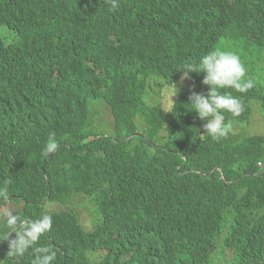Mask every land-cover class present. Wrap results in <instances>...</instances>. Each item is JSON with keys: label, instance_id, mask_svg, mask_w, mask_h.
Listing matches in <instances>:
<instances>
[{"label": "trees", "instance_id": "16d2710c", "mask_svg": "<svg viewBox=\"0 0 264 264\" xmlns=\"http://www.w3.org/2000/svg\"><path fill=\"white\" fill-rule=\"evenodd\" d=\"M115 2L113 9L110 0H0V142H14L8 126L11 108L22 117L25 130L42 131L43 124L55 118L59 136L70 146H61L59 156L47 163L32 153L17 162L21 183H15L11 195L37 201L29 212L35 219L18 229L21 210L10 215L16 217L14 225L0 214V264H38L51 252L56 255L50 264H91L89 252L98 240L112 249L100 264H124L119 247L129 249L161 228L136 218L138 213L178 209L182 203L215 205V214L228 203L237 204L242 217L235 238L243 246L250 238L251 247L238 248L227 240L224 246L234 251V264H264V176L241 202L220 179L233 158L225 146L234 147L239 137L234 124L229 139L222 141L225 146L200 124L192 141L199 140L195 156L187 161L177 155L182 146L169 142L167 154L153 157L159 174L151 179H139L120 165L109 170L119 153L145 140H124L133 133L157 138L165 127L168 137L188 133H178L173 115L149 103L162 79L177 81L182 75L184 70L178 69L183 68V57L190 56L184 54L187 46L196 52L192 61L211 50L239 54L246 65L245 81L254 82L247 92L235 91L247 108L243 116L251 115L254 106L264 110V0ZM129 4L143 17L163 13L175 24L183 23L182 32L189 37L182 35L164 47L151 43L147 35L129 34L124 29L129 13L123 10ZM151 76V84L144 81ZM101 113H110L111 134L98 122ZM249 142L259 148L264 138ZM108 183L120 187L110 190L105 188ZM34 185L35 190L26 192ZM75 195L88 196L90 204L82 211H55L54 202L69 204ZM6 202L5 195L0 196V206ZM45 218L50 227L23 254L14 251L26 230ZM216 246L212 234L207 252ZM133 260L145 264L140 257Z\"/></svg>", "mask_w": 264, "mask_h": 264}, {"label": "clouds", "instance_id": "9594fccd", "mask_svg": "<svg viewBox=\"0 0 264 264\" xmlns=\"http://www.w3.org/2000/svg\"><path fill=\"white\" fill-rule=\"evenodd\" d=\"M110 2L112 8L115 9L117 7L115 0H110ZM178 7L185 8L180 3H178ZM123 10L129 13L124 23V29L131 35H147L151 43L164 47H169L174 41L181 39L182 35L185 39L189 37L182 32L183 23L175 24L163 13L153 14L150 18H146L133 10L130 4L124 6ZM184 54L190 56H184L182 59L183 68L178 69L179 71L184 70L182 75L177 81L162 79L160 91L151 93L153 99L149 103L155 104L173 115L178 133L184 131H188V133H179V138L168 137L166 136L167 127H165L157 138H147L140 132L129 135L124 140L140 136L145 140L119 153L115 160L109 164L110 173L120 165L139 179H151L159 174V170L153 165V157L157 153L167 154L170 151V148L167 147L169 142L182 146L177 151V155L187 161L189 157L195 156L194 144L199 140L193 143L192 141L198 135L197 127L200 124L203 125L205 132L210 135L213 141L223 146L225 145L222 141L230 137V124H234L235 128L239 130V137H237L234 147L225 146L233 151V158L229 171L225 174L222 173L220 179L227 185L231 194L238 196L241 202L245 193L254 192L255 185L261 182L262 176H264L263 161L251 162L258 159L260 154L264 155V142H261V146L255 149L249 142L252 138H264V134L257 131L250 133L247 130L253 128L254 114H261L264 117V110L262 109L261 112L252 111L251 115L243 116L247 108L243 107L239 99L235 97V91L247 92L254 86V82L251 79L245 81L246 65L240 55L233 51L211 50L203 56H196L195 61H192L191 55H196V52L187 46ZM154 79L151 76L144 81L151 84ZM168 94L171 95V100L165 108L162 103ZM98 109L103 112L102 107L99 106ZM239 121L245 122L247 127ZM98 122L103 123L102 128L107 134L114 131V127L111 126L110 113H101ZM8 126L12 130L14 142H0V196L5 195L7 199L6 204L0 206V214L4 219L8 217L9 225H14L16 217H10V215L21 210L19 229L28 221H34L35 218L30 217L29 212L31 206L35 205L37 201L29 203L21 195H11L15 183H21L17 162L23 159L27 153H32L36 158L47 163L59 156L61 146H70L59 136L55 118H51L49 122L43 124L42 131L40 128L25 130L22 117L10 108ZM53 128L57 129L50 134H45ZM200 141H204L203 135ZM244 161L243 170L238 167V164ZM35 187V185L28 187L26 192L35 190ZM119 187L120 183H108L105 188L112 190L119 189ZM15 198L17 200L13 201ZM54 203L57 212L76 210L66 203ZM13 206L16 207L11 209ZM213 211H215V205L207 207L191 203H182L181 208L178 209L141 210L136 218H147L161 228L151 237H145L144 241L129 249H126L125 246L119 247V253L124 255V264H134L133 259L139 257L145 264H234V251L226 248L224 241L227 240L238 248L243 246V243L235 238L242 217L241 210L237 204L228 203L221 208L219 214H215ZM221 220H224L222 225H220ZM49 227L50 221L47 218L33 224L26 230L24 236L18 239L14 251L23 254L38 239L40 233ZM212 234L217 236V246L215 250L207 252L208 240ZM251 241L249 238L242 249H249ZM113 248L116 247L113 246ZM111 250L107 242L95 241L93 249L89 252L91 264H100L104 258L110 255ZM44 251L48 252L47 249ZM55 255V252L44 255L38 264H50Z\"/></svg>", "mask_w": 264, "mask_h": 264}, {"label": "rangeland", "instance_id": "374dc122", "mask_svg": "<svg viewBox=\"0 0 264 264\" xmlns=\"http://www.w3.org/2000/svg\"><path fill=\"white\" fill-rule=\"evenodd\" d=\"M170 100H171V95L170 94L166 95L164 100H163V103H162L165 106V108L167 107V104L169 103ZM252 109H253L254 112L255 111L261 112V110H262V108H259V107H256V106L252 107ZM239 123H242L243 126L247 127L245 125V122L239 121ZM252 125H253V128L251 130H250V128L247 129L248 132L251 133V131H257V132H259L261 134H264V117L261 114H259V115L254 114V118L252 119ZM257 160H261L264 163V155L260 154L258 159H254L251 162H256ZM243 163H245V161L244 162H240L238 164V167L242 168L244 170ZM90 200L91 199L88 196L75 195L71 199L69 205H71L72 207L82 211L83 208L87 207L90 204ZM15 207L16 206H13V207H11V209H13Z\"/></svg>", "mask_w": 264, "mask_h": 264}]
</instances>
